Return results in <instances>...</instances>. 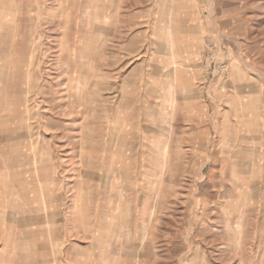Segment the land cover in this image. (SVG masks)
I'll return each mask as SVG.
<instances>
[{
  "label": "rangeland",
  "instance_id": "obj_1",
  "mask_svg": "<svg viewBox=\"0 0 264 264\" xmlns=\"http://www.w3.org/2000/svg\"><path fill=\"white\" fill-rule=\"evenodd\" d=\"M0 264H264V0H0Z\"/></svg>",
  "mask_w": 264,
  "mask_h": 264
},
{
  "label": "crops",
  "instance_id": "obj_2",
  "mask_svg": "<svg viewBox=\"0 0 264 264\" xmlns=\"http://www.w3.org/2000/svg\"><path fill=\"white\" fill-rule=\"evenodd\" d=\"M145 3V2H144ZM161 44H162V42L159 40V41H154L153 42V47H152V52H153V54H154V57H155V59H161L160 58V53H161V48H160V46H161ZM171 47V46H170ZM171 49V48H170ZM191 86L192 87H194L193 86V83H191ZM251 103V101H244L243 103H240L239 104V102H236L235 104V108H238V107H242L243 108V106H245V107H247V105H249ZM245 104H247V105H245ZM233 107V106H232ZM254 120V119H253ZM248 120H245L244 122H247ZM240 153V152H239ZM259 204V203H258ZM258 210H259V207H258Z\"/></svg>",
  "mask_w": 264,
  "mask_h": 264
},
{
  "label": "bare ground",
  "instance_id": "obj_3",
  "mask_svg": "<svg viewBox=\"0 0 264 264\" xmlns=\"http://www.w3.org/2000/svg\"><path fill=\"white\" fill-rule=\"evenodd\" d=\"M6 16V15H5ZM25 84V83H24ZM14 87V86H13Z\"/></svg>",
  "mask_w": 264,
  "mask_h": 264
}]
</instances>
